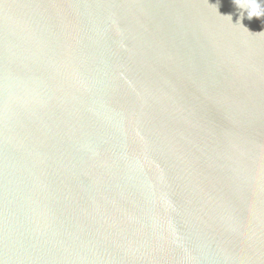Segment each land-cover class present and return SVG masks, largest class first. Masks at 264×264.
<instances>
[{
    "label": "water",
    "instance_id": "1",
    "mask_svg": "<svg viewBox=\"0 0 264 264\" xmlns=\"http://www.w3.org/2000/svg\"><path fill=\"white\" fill-rule=\"evenodd\" d=\"M0 264H264V0H0Z\"/></svg>",
    "mask_w": 264,
    "mask_h": 264
},
{
    "label": "clouds",
    "instance_id": "2",
    "mask_svg": "<svg viewBox=\"0 0 264 264\" xmlns=\"http://www.w3.org/2000/svg\"><path fill=\"white\" fill-rule=\"evenodd\" d=\"M243 9L247 10L248 18L251 19L252 17H258L260 13L256 11L251 5L242 7Z\"/></svg>",
    "mask_w": 264,
    "mask_h": 264
}]
</instances>
